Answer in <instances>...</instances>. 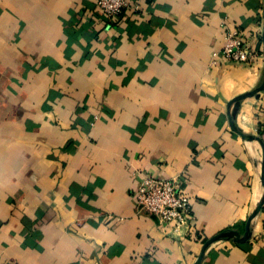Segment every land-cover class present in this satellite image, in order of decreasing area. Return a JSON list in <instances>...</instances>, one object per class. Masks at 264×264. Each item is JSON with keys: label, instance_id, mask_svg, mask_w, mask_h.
I'll list each match as a JSON object with an SVG mask.
<instances>
[{"label": "crops", "instance_id": "0c3cea01", "mask_svg": "<svg viewBox=\"0 0 264 264\" xmlns=\"http://www.w3.org/2000/svg\"><path fill=\"white\" fill-rule=\"evenodd\" d=\"M130 1L0 0V264H196L225 229L199 264H264V88L230 104L264 0ZM233 29L256 56L214 64ZM140 171L179 176L188 234L137 210Z\"/></svg>", "mask_w": 264, "mask_h": 264}, {"label": "built area", "instance_id": "2783aa9c", "mask_svg": "<svg viewBox=\"0 0 264 264\" xmlns=\"http://www.w3.org/2000/svg\"><path fill=\"white\" fill-rule=\"evenodd\" d=\"M96 5L106 18L114 19L124 11L134 13L140 6L130 0H96ZM227 42L213 53V63H248L256 56L251 45L243 40L239 30H229ZM264 153V128L259 133ZM138 183L133 199L138 211L154 216L159 226L169 227L165 231L170 236L188 234L193 219L191 198L179 186V176L163 177L147 172H137Z\"/></svg>", "mask_w": 264, "mask_h": 264}, {"label": "water", "instance_id": "95a60500", "mask_svg": "<svg viewBox=\"0 0 264 264\" xmlns=\"http://www.w3.org/2000/svg\"><path fill=\"white\" fill-rule=\"evenodd\" d=\"M262 40H263V44H264V30H263V33H262ZM263 88H264V70H263V76H262V79H261L260 84H259L255 89H253V90H251V91H249V92H245V93H243V94H240V95L234 97L233 100L230 102V104H231L232 102H237V101H239V100H242V99H244V98H246V97L257 96V95L259 94V92H260ZM230 104H229V105H230ZM230 120H231V124L234 125V122H233V120H232V116H231V119H230ZM240 134H241L244 138H247V139H259V140H260V138H258L257 136H256V137H255V136H245V135H243L242 133H240ZM260 142H261V140H260ZM261 144H262V143H261ZM262 169H263L262 182H263V187H264V153H263V167H262ZM263 205H264V192H263V196H262V198H261V200H260L258 206H257L256 209L253 211V213L250 215V217H249V219H248V221H247V228H249V223H250L251 219H252L255 215L258 214V212H259L260 209L263 207ZM220 236H221V235H216V236H214L213 238L207 240V241L203 244V248H202L201 253H200V255H199V257H198V259H197V261H196V264H199V262L201 261L202 256H203V253H204L206 247H207L210 243H212L213 241H215L216 239H218ZM245 237H246V236H244L243 239H245ZM234 240H235V241H240V239H239L238 237L234 238Z\"/></svg>", "mask_w": 264, "mask_h": 264}, {"label": "trees", "instance_id": "16d2710c", "mask_svg": "<svg viewBox=\"0 0 264 264\" xmlns=\"http://www.w3.org/2000/svg\"><path fill=\"white\" fill-rule=\"evenodd\" d=\"M262 209L264 210V205H263ZM229 234H230L229 230L225 229V230H222L221 232H219V234H217V235L228 236ZM206 241H207V239L203 238L202 242L205 243Z\"/></svg>", "mask_w": 264, "mask_h": 264}]
</instances>
